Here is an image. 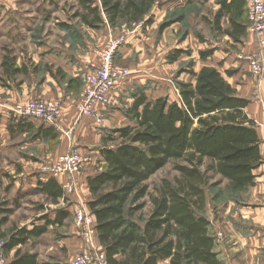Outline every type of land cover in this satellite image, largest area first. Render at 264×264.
Returning <instances> with one entry per match:
<instances>
[{"label": "trees", "instance_id": "trees-1", "mask_svg": "<svg viewBox=\"0 0 264 264\" xmlns=\"http://www.w3.org/2000/svg\"><path fill=\"white\" fill-rule=\"evenodd\" d=\"M158 0H79L80 10L72 16L88 29H131L144 23ZM218 6L213 27L218 34L241 42L249 22L245 0H213ZM227 26L221 27V20ZM166 23L160 31L168 27ZM214 50L199 52L201 60ZM181 50L168 56L176 62ZM192 63L178 73H187L192 82H177L178 100L166 97L148 101L140 91L126 111L131 121L102 139L100 156L104 164L87 179L96 237L107 264H221L213 251L214 238L204 215L206 192L224 181L230 193L238 195L255 183L254 171L261 165L260 141L255 122L245 112L249 100L240 97L224 76L213 67L192 70ZM2 81H14L22 74L15 58L5 55L1 62ZM51 71V67H48ZM58 73L61 71L58 69ZM227 76L232 72L226 71ZM65 78V76H63ZM76 80H67L70 87ZM21 133L34 140L54 141L56 128L14 120ZM174 163L177 176L164 179L150 193L145 184L167 164ZM39 193L57 204L64 191L54 178L39 182ZM148 198L150 211L141 213ZM8 213L6 210L5 212ZM67 211H56L45 225L12 229L1 236L8 264H58L40 262L38 254L23 248L46 233L48 226H62ZM6 218L0 220V226Z\"/></svg>", "mask_w": 264, "mask_h": 264}, {"label": "rangeland", "instance_id": "rangeland-1", "mask_svg": "<svg viewBox=\"0 0 264 264\" xmlns=\"http://www.w3.org/2000/svg\"><path fill=\"white\" fill-rule=\"evenodd\" d=\"M92 1L99 5V0ZM78 10L79 0H0V66L3 56L11 55L16 65L23 68L22 74L14 81H2L0 69V212H8L0 215V220L6 218V223L0 226V237L8 236L15 228L31 229L33 225H45L42 218L47 216L48 220H53L58 210L70 214L62 226H48L45 234L31 240L23 248L36 252L40 262L71 264L79 253V236L76 235L73 216L75 204L70 191L66 193L63 189L66 200H60L57 204L47 201L38 191L39 182L46 180L42 168L56 161L52 160L60 146V137L58 135L54 141H44L33 140L32 134H12L11 142L4 143L2 129L5 125L7 130L11 129L15 104L48 100L43 98L45 86L53 90L57 86L63 97L67 95L76 99V83L66 87L65 75L58 73L56 67L43 62L41 58L46 49H60L68 44V49L73 52L76 47H84L86 27L72 18ZM217 10L218 6L213 0H158L143 24L131 29H114L113 32L118 34L116 37H126L132 29L141 30L137 49L126 58L119 57V53L115 56V63L128 69L130 76L138 72L144 76L142 83H133L128 98L132 100L140 91H146L150 99L167 96L169 101L177 100L176 83L182 82L185 78L183 74H187L178 72L189 63L194 64L190 58L194 39L199 42L208 39L225 52L236 51L231 40L218 34L213 27ZM166 23L170 25L160 31V27ZM221 27H226L225 19L221 20ZM175 50H181L183 54L176 62H169L168 56ZM237 60L243 62L240 57ZM50 66L51 71L48 69ZM223 76L227 77L225 74ZM54 100L60 102V99ZM8 105L10 109L5 108ZM102 125L95 126L102 128ZM111 133L110 130L105 137ZM173 167V162L167 164L145 183L150 193L162 180H173L177 176ZM216 182H220L218 186L207 189L208 201L215 205L237 199L225 182L215 177L211 183ZM145 203L140 215L142 219L150 211L148 198ZM0 242L3 243V240ZM13 253L5 255L2 250V264H8Z\"/></svg>", "mask_w": 264, "mask_h": 264}, {"label": "crops", "instance_id": "crops-1", "mask_svg": "<svg viewBox=\"0 0 264 264\" xmlns=\"http://www.w3.org/2000/svg\"><path fill=\"white\" fill-rule=\"evenodd\" d=\"M223 19H225L227 26V19ZM84 30V47L82 49L76 47V51L72 52L66 44L60 49H46L47 52L41 59L59 69L65 75V79L76 80V99L67 95L63 97L57 86L55 90L47 86L43 90L44 99H60L61 104V115L56 127L60 137V146L52 161L70 151H77L87 159L88 163L82 172L72 175L60 174L55 177L46 175V180L41 181L45 183L48 179L54 178L66 193H69V186L71 185L70 194L75 204L74 210L83 208L90 215L88 202L91 197L87 188V179L93 177L104 164L100 156L102 139L110 130L131 125L125 111L133 104L134 97L131 100L128 98V94L133 88V83H142L144 76L139 72L138 74L133 73L131 78L127 77L115 83L109 94L110 103L104 110L106 119L103 121L102 128H96L91 118L82 117L77 110V102L83 87L82 78L97 62L96 49L102 47L118 34L114 33V29H111L106 23L99 30L88 28ZM138 35H141L140 28L132 29L126 34V46L119 52V57L126 58L132 54L134 49H137ZM227 38L236 47V51L225 52L222 47L208 39H204L203 42L194 39L190 57L194 62L192 70L198 72L202 67H213L221 74L226 75V71L232 72L231 76L226 75L227 77L224 78L240 97L249 100L245 112L255 122L256 133L260 141L259 151L262 163L254 171L255 183L252 187L239 193L237 199L233 201L214 205L212 201L207 199L204 215L209 221V234L214 238L213 251L221 264H264V72L261 79L256 80L251 75L247 64L237 60L241 55L254 53L257 50L255 38L249 26L241 42L234 43L232 39ZM206 50L214 51L210 57L201 60L199 52ZM183 76L185 78L182 79V82L193 81L190 75L183 74ZM66 87H68L67 84ZM146 93L145 91L144 94L148 101L161 97L150 99ZM61 97H63L62 100ZM163 97L168 99L167 96ZM5 108L10 109V106H5ZM5 113L7 112L5 111ZM28 123L36 126L42 124L36 120H30ZM10 127L11 129L7 130V125H5L2 129L4 143L11 142L10 136L12 134H27L19 131L16 122L12 123ZM44 128L48 127L44 126ZM76 235L79 236L77 228ZM92 241L95 247L100 248L96 235ZM78 242V254H80L86 245L80 236Z\"/></svg>", "mask_w": 264, "mask_h": 264}, {"label": "built area", "instance_id": "built-area-1", "mask_svg": "<svg viewBox=\"0 0 264 264\" xmlns=\"http://www.w3.org/2000/svg\"><path fill=\"white\" fill-rule=\"evenodd\" d=\"M249 29L256 42V51L240 56L247 64L251 75L260 80L264 72V1L245 0ZM143 24V23H139ZM126 44V37L120 35L106 42L96 50L97 62L82 78V91L77 102V110L82 117H89L95 125L105 120L104 110L110 103L109 94L117 81L130 76L128 69L115 63V56ZM61 104L57 100H33L16 104L12 110L14 120H36L44 126L56 128L60 119ZM87 159L77 151H70L47 166L43 167L44 175L52 177L60 174L72 175L82 172L87 166ZM72 186H69L71 192ZM76 228L86 248L74 258L71 264H107L104 252L93 245L96 235L94 220L83 208L74 210ZM3 243L0 242V254ZM2 264V261H0Z\"/></svg>", "mask_w": 264, "mask_h": 264}]
</instances>
